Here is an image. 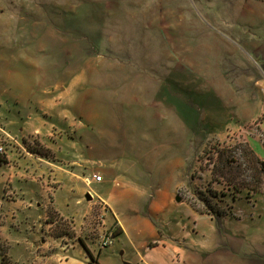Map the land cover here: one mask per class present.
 Here are the masks:
<instances>
[{"label": "rangeland", "instance_id": "obj_1", "mask_svg": "<svg viewBox=\"0 0 264 264\" xmlns=\"http://www.w3.org/2000/svg\"><path fill=\"white\" fill-rule=\"evenodd\" d=\"M260 79L264 0H0V262L59 264L52 196L102 264L136 251L121 234L101 251L114 221L99 197L121 218L155 209L162 264H264V197L226 182L252 171L236 151L211 175L217 149L264 141ZM239 103L263 115L233 130ZM210 193L224 214L187 203Z\"/></svg>", "mask_w": 264, "mask_h": 264}, {"label": "crops", "instance_id": "obj_2", "mask_svg": "<svg viewBox=\"0 0 264 264\" xmlns=\"http://www.w3.org/2000/svg\"><path fill=\"white\" fill-rule=\"evenodd\" d=\"M256 82L259 83L260 89H263L262 87H264V81L260 79L259 81H256ZM227 106L228 105L225 104V107H227ZM262 115L263 114L261 113L260 115L257 116L256 113L250 112V110L247 108L246 105L239 103V105H236L235 111L231 114V118L236 122L235 124H233L232 129L233 130L234 129L241 130L242 128L240 125H245L246 123H250V122L256 120L259 116H260L259 118H261ZM240 122H242V123H240ZM235 126H240V127L236 128ZM230 128L231 127L227 128V129H230ZM227 129H225V130H227ZM262 132L264 135V124H262ZM247 141L249 142L248 145L253 150V152L256 154V156L258 158H260L261 160H264V141L263 140L260 141L258 136H253L252 138H250V140H247ZM96 174H100V173L98 172ZM110 176H112L111 173H110ZM101 178H102L101 181L97 182V183L103 182L104 179L102 176H101ZM112 181H115V179H113ZM92 182H96V181H94L92 179H86V181H85L86 186L89 187L92 184ZM86 196H87V194H86ZM119 198H124V193H122L121 196H119ZM97 200L100 203H102L104 208H106L107 214L111 215L114 223L116 222V224L122 230V234H121L122 239L121 240L123 241V243H122L123 249L127 250V248L130 247L129 249L132 248L133 250L136 251V257L135 258H132V257H130L129 259L127 258L129 264H162L164 262V260L161 257H156L154 255H151V252L153 250L154 251L155 250L164 251V249L167 248V245L170 243V239H168L167 237L164 238V240L168 244L163 243V241L160 243L153 241L152 242L153 245H149L147 242V239L156 238V236H157V233L155 231V225L152 221V218L150 217L154 214V211H155L154 208L152 210V207H150L151 203L149 205L150 208H148V213L146 212V214H145L141 211L140 213L134 214V216L129 215V218L127 216L121 218L119 215L120 212L117 211L115 205L112 202H109L108 200L104 199L103 197H99ZM91 203H92V198H90V204H89L87 210L84 212V214L80 218L81 221L84 219V217H86L90 214V211L92 210ZM59 215L62 216L61 214H59ZM64 219H66V218H64ZM102 222L104 225L106 224L105 223V217L102 219ZM167 232H173V230L168 229ZM109 233H111V232H109ZM141 238H142V240H141ZM52 239H54L56 241L57 245H54L53 250H50V249L48 250L47 256L45 257L46 259L51 260V259H54V257L59 256V258H58L59 264H91L90 259L87 255L85 249L83 248V246L80 244V242L78 240L71 243V239H67V238H59V239L52 238ZM136 239H140V241L138 243H134ZM72 241H73V238H72ZM82 241L85 243L84 240H82ZM85 245L87 247V244H85ZM111 246H109V247H111ZM169 248L173 249L174 252L176 253L177 248L172 247V246H169ZM87 249L91 252L89 247H87ZM103 249H106V248H102L101 251ZM137 249L139 250V252H137ZM59 251H61L62 257H60V255L58 254ZM123 252H121V253L123 254ZM91 254H92V252H91ZM74 256H76V257H74ZM98 258L99 259L101 258V252L99 253ZM98 264H102V263L98 262ZM103 264H119V262H114L113 260H110V261L107 260L105 262L103 261Z\"/></svg>", "mask_w": 264, "mask_h": 264}, {"label": "trees", "instance_id": "obj_3", "mask_svg": "<svg viewBox=\"0 0 264 264\" xmlns=\"http://www.w3.org/2000/svg\"><path fill=\"white\" fill-rule=\"evenodd\" d=\"M236 151H239L240 157L242 160L244 159L246 167L251 170L253 173L251 175V179L253 182L248 183L245 179L242 180V182H239L238 184L236 182H233L234 180H231L228 178L226 180L227 184L229 185L231 192L234 196H237L239 193L245 191L248 195L250 194H258L260 196L264 197V160H261L256 156V154L253 152V150L250 148V146L245 142L243 144H238L235 148L230 147H224L217 149L215 151L216 154V161L215 163H212V170L211 175H221L226 173V169H229L233 163L236 162L234 160V154ZM43 156H46V154H43ZM1 163H6L5 160L0 158ZM225 194H222L224 196ZM204 198L202 199V204L204 205V209L200 210L195 207L194 204L191 202H187L188 205L194 209L199 214H206L209 215L210 213L216 211L217 214H224L225 210L219 206L217 203L211 202V199L216 196H212L210 193V196L207 197L206 194H203ZM221 196V197H222ZM49 204L46 208V224L50 226L49 228V235L52 238L59 239V238H67L72 239L75 234L73 230L71 229V225L73 224L72 221L67 222L66 219H64L62 216L58 214V212L53 208L52 206V197L49 196ZM55 228L53 229V227ZM110 232L112 235V238L122 234V230L120 227L116 224V222L112 225L110 228ZM80 244L85 249L88 257L90 258L91 263H98V255L95 257L91 252L87 249L85 243L78 239ZM13 264L11 261L6 257V252L2 253V259L0 264Z\"/></svg>", "mask_w": 264, "mask_h": 264}, {"label": "built area", "instance_id": "obj_4", "mask_svg": "<svg viewBox=\"0 0 264 264\" xmlns=\"http://www.w3.org/2000/svg\"><path fill=\"white\" fill-rule=\"evenodd\" d=\"M0 152H3V147L1 146L0 144ZM92 180L96 181V182H100L101 181V175L99 174H93L91 176ZM113 244V238H112V235L111 233H108L107 235H105L102 240L100 241V244H99V247L102 249V248H107L109 246H111Z\"/></svg>", "mask_w": 264, "mask_h": 264}, {"label": "water", "instance_id": "obj_5", "mask_svg": "<svg viewBox=\"0 0 264 264\" xmlns=\"http://www.w3.org/2000/svg\"><path fill=\"white\" fill-rule=\"evenodd\" d=\"M86 197H87L88 200H90V198H91V196L89 194H87Z\"/></svg>", "mask_w": 264, "mask_h": 264}]
</instances>
